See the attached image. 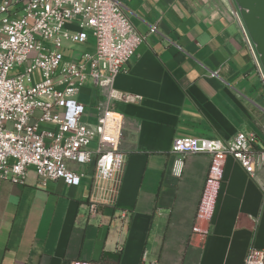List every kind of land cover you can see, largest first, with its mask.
I'll use <instances>...</instances> for the list:
<instances>
[{"label": "crops", "instance_id": "1", "mask_svg": "<svg viewBox=\"0 0 264 264\" xmlns=\"http://www.w3.org/2000/svg\"><path fill=\"white\" fill-rule=\"evenodd\" d=\"M116 1L144 37L113 83L140 97L111 104L123 118L119 182L95 181L91 165L77 167V186L41 185L33 172L24 184L0 179V264H243L250 249L264 255V162L248 174L227 158L201 238L192 227L211 158L171 153L176 138L229 143L237 133L255 135L253 150L264 153L263 90L232 0ZM77 44L89 52L63 48L64 61L94 53L90 37ZM85 94L97 111L100 90L87 83L76 98Z\"/></svg>", "mask_w": 264, "mask_h": 264}, {"label": "built area", "instance_id": "2", "mask_svg": "<svg viewBox=\"0 0 264 264\" xmlns=\"http://www.w3.org/2000/svg\"><path fill=\"white\" fill-rule=\"evenodd\" d=\"M230 15L240 24L253 56L264 105V74L238 13L232 10ZM156 32L151 27L149 33ZM89 37L94 53L64 61L61 50L67 43L83 44ZM143 42L116 0H0V179L24 184L32 171L41 185L62 180L77 186L84 176L77 167L91 165L95 181L118 184L125 166L118 150L123 118L111 104L135 103L140 97L116 91L113 83ZM19 68L22 74L9 77ZM35 71L40 73L38 82L32 76ZM87 83L103 95L93 125L83 122L85 107L76 99ZM255 141V135L244 133L229 143L192 137L173 140L174 155L211 158L193 234L205 238L210 233L227 158H235L248 174L264 162V153L253 150ZM262 192L264 197V188ZM89 212L97 213L95 203ZM243 264H264V255L250 249Z\"/></svg>", "mask_w": 264, "mask_h": 264}, {"label": "water", "instance_id": "3", "mask_svg": "<svg viewBox=\"0 0 264 264\" xmlns=\"http://www.w3.org/2000/svg\"><path fill=\"white\" fill-rule=\"evenodd\" d=\"M264 74V0H232Z\"/></svg>", "mask_w": 264, "mask_h": 264}, {"label": "rangeland", "instance_id": "4", "mask_svg": "<svg viewBox=\"0 0 264 264\" xmlns=\"http://www.w3.org/2000/svg\"><path fill=\"white\" fill-rule=\"evenodd\" d=\"M90 41H92L91 38H90ZM91 45H92V43H91ZM91 45H90V47H91ZM65 48L70 49V51H74V52H77V53L89 52L88 49H86L85 46L78 45V44L77 45H73V44H68L67 43ZM66 60L70 61L71 59H69V57H67ZM22 72H23L22 68L13 70V71H11L9 73V77H14V76L20 75V74H22ZM32 76H33V79L36 82L40 81V73H39V71H35ZM76 99L79 100L80 102H82L84 105H86L85 106L86 107L85 115L83 116V122L87 123V120L85 121V119H86L87 116H90L91 113L95 114L96 117H97L96 109L94 110L95 112L91 111L92 109L90 108V99H89L88 96H86V94L85 95H80V97H77ZM88 123L92 124V121L90 120ZM40 128L41 129H46V127H43V126H41ZM29 172H32V171H29Z\"/></svg>", "mask_w": 264, "mask_h": 264}]
</instances>
